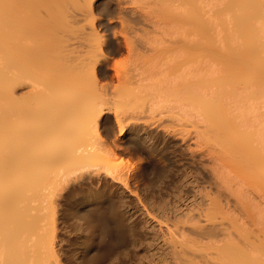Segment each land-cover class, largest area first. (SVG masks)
<instances>
[{
    "label": "bare ground",
    "instance_id": "6f19581e",
    "mask_svg": "<svg viewBox=\"0 0 264 264\" xmlns=\"http://www.w3.org/2000/svg\"><path fill=\"white\" fill-rule=\"evenodd\" d=\"M172 1L0 0V227L3 228H0V236L3 235L4 240L10 238L4 234L8 231L7 227L16 225L21 229L29 226L28 220L32 217H26L32 216L29 213L30 209L33 210L32 202L41 201L45 195L50 198L48 216L52 218L50 224L53 225L56 213L60 207L62 209L66 198L80 193L73 202L74 209L75 213H79V209L83 211L82 216L76 215V218L83 220L87 226L80 242L78 260L73 264H102L113 250L112 240L123 222L117 210V199L113 193H109L108 180L126 185L128 180L141 178L156 169L158 160L153 154L154 145L161 139L168 144L179 134L174 135L167 120L163 122L159 117L156 119L157 116L176 111L179 120L190 117L200 119L202 115L208 117L209 121L214 120L213 109L209 111V106L212 108L214 104L211 102L213 98L207 96L201 79V60L196 57L195 70L185 59L188 55L184 41L175 39L171 32L175 19L168 6ZM181 1L189 4L191 15L195 14L196 19L202 22L201 28H209L208 22L201 18L197 0ZM226 3L229 4L227 8L231 5L237 35L246 41L243 49L240 46L241 52L238 51L239 44L236 45L238 48H233L234 45L228 39L227 53H233L234 60L236 50V56L243 55L244 58L246 54L242 53H246V50L254 56L255 61L252 62H256L255 67L257 64V68L264 67V34L254 23L255 19L264 18V0H227ZM221 53L226 54L225 51ZM118 56L122 58L117 60ZM176 58L182 60L174 63ZM117 61L121 63L118 65ZM228 66L226 72L230 70L231 73H228L233 76L235 68L231 66V70ZM238 67L236 65V69ZM262 69L264 71L261 68V71L256 69V72L263 73L264 77ZM262 77L258 82L259 79L250 74L246 84L248 80L250 84V78L252 81L256 79L251 82L257 81L255 83H259L261 88L264 83ZM258 91L256 89L253 95L257 96ZM215 101L217 104L221 102L218 98ZM224 110L223 106L220 109L216 107L215 112L220 115V121L226 118L227 123H232L233 129H229H239L235 131L239 143H242L243 136L241 139L238 136L241 137L239 134L243 130L244 137L247 133L250 136L252 134L247 138L250 140L254 137L255 143L264 138V123L257 125V121H250L249 112L239 109L236 114L228 115ZM208 124L210 126L211 122ZM255 125L258 129L251 132L244 127ZM215 126L210 127L216 130ZM195 135V141L198 142L199 131ZM248 140L244 138L247 145L244 142L243 145L247 151L249 146L254 149L250 150L252 154L248 151L246 156L259 158L258 147L255 148L256 145ZM236 143L239 144H233ZM192 157L197 163L204 160H201L204 158L201 153ZM208 157L205 158L206 162L218 164L215 155ZM256 159L251 161L256 164L260 159L263 161L262 158ZM120 160L123 164H118ZM194 160L193 163L196 162ZM205 174L203 179H208L206 181H209L213 192L215 189L216 196L219 198V195H224L220 202L223 200L228 204V196L231 195L237 199L233 179L223 165L213 166ZM57 177L60 180L56 187L48 192L49 195H43V190L52 188ZM203 202L204 199L200 197L199 204ZM208 203L210 207L213 204L212 208L217 205L213 200ZM157 209L168 220L188 210L177 212L175 206L163 202L157 203ZM208 213L203 218L201 213L196 214L200 224L173 225L171 239L163 248V260L168 264H198L204 254L195 249L196 245L206 240H224L216 252L220 259L217 264H235L236 260L234 262L233 259L238 252H235L234 231H226L220 224L211 222ZM93 227L99 229L98 240L94 238ZM118 234L120 236V232ZM2 238L0 257L9 254L2 253L5 248L4 251L10 252L8 257L13 258L16 264L14 259L19 261L18 256L23 255V236L19 239V248L17 238L14 239L17 241L15 244L10 241L12 246L9 243L7 249L5 243L3 246L5 241L1 242ZM45 242L48 243L47 240ZM37 254L38 258L35 257L38 260L42 254ZM10 258L5 259L9 261ZM61 260H56V263L60 264ZM240 260L244 263L243 260L250 261L248 258ZM45 261L42 264H46ZM38 262L41 264V260Z\"/></svg>",
    "mask_w": 264,
    "mask_h": 264
},
{
    "label": "rangeland",
    "instance_id": "374dc122",
    "mask_svg": "<svg viewBox=\"0 0 264 264\" xmlns=\"http://www.w3.org/2000/svg\"><path fill=\"white\" fill-rule=\"evenodd\" d=\"M197 2L199 7L201 8V18L208 22L209 28L207 29L201 28L202 22L200 23V21L196 19L197 17H195V14L191 15L190 12L192 11H189V4H186L181 0H173L168 6V8L172 11L173 18L175 19L174 25L171 28V32L172 34H174L175 39L184 41L186 46L185 49L188 55V57H186L185 59H188V63L191 64L196 70L195 63L197 58H200L201 79L203 81L204 90L209 98H213V101H215L216 98L221 101L219 102V106L220 108L223 106V108L225 109L224 112L226 114H236V110L240 109L243 112H249L248 119L253 122H258L255 124L258 125L262 122L264 123V83L261 88L258 86L259 83H255L257 81L259 82L260 78L263 76V73L262 75L259 74L261 72L257 73L256 69L257 71H261L259 69L264 67L257 68L258 64L256 65L257 67L254 66V64L256 63H253L255 61L253 58L254 56L252 57V53L250 54L245 50L247 47L244 48L246 53H242L244 55L246 54L245 58L243 55H240L241 57H238V55L236 56V54H238L236 53L237 50L235 51L236 54L234 53L233 56L234 60L232 58L233 53L231 55L227 53L228 50L226 46H229L227 44L228 39L231 40V45H234L233 48L239 46V48L241 49L243 45L244 47L246 45V41L244 42V37L237 35L233 14L230 11L231 5L229 8H227V0H197ZM260 19L261 20L255 19L254 23L261 28L264 34V18ZM199 24L201 26H199ZM240 49H238V51L242 52L243 47L241 50ZM220 51H225L226 54H223ZM247 53L249 55H247ZM221 54L223 55L220 56ZM121 58V56H118L116 59L119 60ZM237 58H240L241 60H238ZM181 60V58H176L174 60V63H179V61ZM252 60L254 61L252 62ZM226 64L227 66L229 65V68L231 66L232 68H235V70L233 69L235 71V75L232 73L233 76H230V70H228V72L230 71L229 73L226 72V69H228ZM236 65L237 67H240H238L239 70H237L238 68L236 69ZM232 68L230 69L232 70ZM193 71L194 70L192 68V72ZM245 72L248 73V77L250 74H252L253 78L257 77V79L259 80L252 83L256 79H253L252 81V78H250L252 82L250 81L249 84L248 80V84H246L247 76L245 75ZM227 73L229 74V76ZM261 80L262 82H264L263 79ZM256 89H259V93L257 96L253 95V92ZM224 90H229V92H224ZM213 101L211 102L216 104L214 106V104L211 103L213 107L210 108L209 106V111L213 109L215 112L216 107L217 109L220 108H218L219 103L217 104L216 101ZM234 107L236 108V110L234 109ZM213 110L211 111L213 114L212 119H214L215 122L214 120L209 121L208 117L206 118L205 115H202L200 119L190 117L188 119L179 120L178 118H180V116L176 111H169L161 114V116H157L156 119H158L159 117V119H162L163 122L167 120L170 126L169 128L174 133V135L175 133L178 134L179 132L178 135H175L176 139H174L173 141L169 140L170 143L167 144L166 141L161 139L154 145L155 151L153 154L158 160V167L145 173L141 178L128 180V183L126 185H124L123 183L121 184L119 182H111V180H108V184L110 186L109 193H113L117 199V210L122 215L123 222L120 226V230H117L114 240H112L113 250L110 252V254H108V256H106L102 264H168L167 261L163 260L162 253L166 243L171 239L170 233L172 232L173 225L175 223L179 225L200 224L198 222L199 217L196 214L198 212L201 213V218H203L209 211L210 212L208 213V217L211 222H213L214 224H220L221 226H223V228L226 229V231H234V242L236 249L238 250L237 251L235 249V252H238V254L235 253L236 255H234L237 259L240 258L243 260V258H248V260H252L251 263L250 261L248 262L247 260H243L245 261L244 263L239 259L244 264H247V262L248 264H264V138H261L255 143L254 137L248 140L247 136H252V134L250 136L249 133H247L248 131L245 132L247 133V136L245 135L246 137H244L243 130V132L241 131V134L243 135L239 134L241 137L238 136L239 139H241L243 136L242 143H239L240 140L238 141L236 136L237 133H235V131L237 132L239 131V129L236 128L237 130H232V123L230 121L227 123V119L225 118V116H222L223 119L225 118L224 120H222L221 118V120L224 122L222 123L223 125L219 124L222 122L219 120V116L221 115V113L218 110V113H220V115L218 116V114H216V112L214 113ZM208 122H211V125L213 127L215 124V127L217 129L215 130V128L210 127L211 125L209 126ZM244 127L249 129V132H251V130L255 131L258 129V126L256 125L252 127ZM246 128L244 129L247 130ZM196 131H199L198 142L195 141ZM232 131L234 132L233 134H231V136L230 132L232 133ZM217 132L220 134H218ZM230 137H232V139H230ZM244 138L248 141H251L252 145L255 144V148L258 147L257 151H259V158H255H257L256 160L262 158V162L261 159L258 161V163L261 162L262 164L259 165L258 163L256 164V162L253 163L252 161H254L255 159L251 158L253 157V155H250V158L253 159L252 161L249 157L246 156V153L248 151L250 152V150L254 148L252 147L251 149L248 145L249 150L247 151V148H245V145H243L245 143ZM180 139H182V141ZM233 139L235 140L234 142ZM235 142H238L239 144H233ZM253 152L255 153V151ZM197 153H201V157L202 155L204 157L201 158V160H204L200 161V163H197V161L192 157V155ZM210 155H215L217 157L216 162L219 165H223L229 171V176L233 179V188L237 189V199H235V197L232 195L228 196V204L224 203L223 200L222 202H220L221 199H224V195L223 197L219 195L218 198V196H216L217 194L215 193V189L214 192L210 189L209 181H206L207 178H205V180L203 179L205 171L207 169L212 168L213 166H219L218 164L212 162H206L207 159L205 161V158ZM191 159L196 162L193 163ZM57 178V181H54L53 186H51L52 188L48 187L43 190V195L48 194V192H52L54 186L60 180V177ZM79 195L80 193H74L69 198L67 197L68 199L66 198L62 209L60 207L59 210V208L56 207L59 211L56 213V220L55 224L53 225L50 224L52 223L50 222L52 221V218L49 217V208L51 207L50 198L45 195L47 197H41V201L32 202L33 210H29V213H31L32 216L28 215V218L26 217V219H29V217H32L30 220L33 219L32 222L28 220L29 226L31 222L30 228L27 225L24 226L25 228L22 227V230L20 229V227L17 228L16 225L15 227H13L14 225L11 226V228L9 226L7 227L8 229L4 228L8 230L5 231L4 234L7 237L10 236V238L7 239L5 236L6 240L3 239V235V238L0 236V238H2L1 242L5 241L3 242V246L6 245V249L7 245L9 246L11 237H13L14 235L16 236H14L12 239L13 241H11L15 244L17 241L15 242L14 239H18V237L23 236L24 241H22V245L19 243L22 239L21 237V239L19 238L20 240L18 239L17 242L19 244H16L17 247L19 245H21V247L23 246V255L21 254L22 248L20 247L19 249L21 251L20 254L22 258L21 256H18V258L20 257L21 261L19 259V261H17V258L14 259L16 264H18L19 262H22V264H38L40 263L38 262V260H41V264L45 260H47L48 263L51 260L52 262L50 261L49 264H58L56 263V260L61 259V262H59L60 264H73L78 260L80 252V242L87 226L83 222V220H80V218H76V215L82 216L83 213V211L80 209L79 213H75L76 210L74 209L73 202L79 197ZM200 197L204 199V202L202 204H199ZM209 200H213V203H217L215 208H212L213 204L210 207V204L208 203ZM160 202L168 203L170 204V206H175L177 212H180L181 210H188L185 211L184 214L173 218V220H168L165 216L161 215L159 209L156 210L157 203ZM41 215H43V218H41ZM36 216H40L38 220H36ZM47 217H49L50 219H47ZM39 220L40 222L34 223V221ZM46 224L48 226H46ZM32 226L34 229L32 228ZM39 226L41 227V229ZM48 228L49 230H47ZM9 230H12L11 233L9 232ZM33 230L35 232H32ZM93 232L94 238L98 240V227H93ZM119 232L120 236L118 234ZM35 234H37V237ZM38 234L40 236V239H43L42 241L38 239ZM35 240L38 242H35ZM45 240H47L48 243H46ZM42 242L43 244H46L44 245V247H46L45 250L53 255L47 254L45 250L43 251L44 247ZM223 242L224 240L221 242L206 240L196 245L195 249L204 254V257L200 258V263L198 264H217L220 259L216 252ZM51 243L53 245H51ZM10 244L12 246V243ZM24 244H26L25 246H27L26 250ZM0 245L2 248V243ZM31 245L32 247H30ZM34 245H38L39 248H36V246ZM47 245L49 249H47ZM40 247L42 248V250L40 249ZM51 249L53 250V252ZM4 250L5 248L3 249V251ZM3 251L2 253L10 254L9 251ZM41 251L45 253H42ZM37 253H40L39 256L42 254V259L39 257L40 259L37 260ZM9 254L5 255L7 257L2 256L3 260L5 258L8 260V258H10L8 257ZM43 254L45 256L47 254L48 256L44 257ZM237 255L241 257L238 256V258ZM43 257L45 259L44 261ZM2 258L0 257V260ZM236 258L233 259V261L236 260V262L234 261L235 264H242L239 260L238 263ZM6 259L5 261L1 260L2 263L0 262V264H4L5 262H9V264H15L13 263V258H10L9 261H7ZM47 262L46 264H48Z\"/></svg>",
    "mask_w": 264,
    "mask_h": 264
},
{
    "label": "snow or ice",
    "instance_id": "6c2138e0",
    "mask_svg": "<svg viewBox=\"0 0 264 264\" xmlns=\"http://www.w3.org/2000/svg\"><path fill=\"white\" fill-rule=\"evenodd\" d=\"M121 63V61H117V64L119 65ZM118 164H123V161L122 160H120V161H118Z\"/></svg>",
    "mask_w": 264,
    "mask_h": 264
}]
</instances>
